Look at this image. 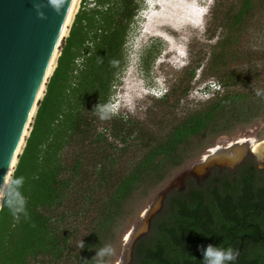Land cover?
I'll return each instance as SVG.
<instances>
[{
    "label": "trees",
    "instance_id": "trees-1",
    "mask_svg": "<svg viewBox=\"0 0 264 264\" xmlns=\"http://www.w3.org/2000/svg\"><path fill=\"white\" fill-rule=\"evenodd\" d=\"M136 1H80L11 173L25 177L28 216L17 221L0 207V264H83L104 243L117 249L138 202L217 137L264 115V97L255 95L264 91V78L249 81L231 67L255 63L240 40L264 0H239L209 60L221 93L164 136L140 138L142 153L124 172L105 167V120L93 110L109 103ZM119 122L109 136L124 143L132 134ZM208 244L237 249L235 264H264V163L253 156L234 170L213 168L201 184L189 178L183 189L168 190L134 241L129 264H201Z\"/></svg>",
    "mask_w": 264,
    "mask_h": 264
},
{
    "label": "rangeland",
    "instance_id": "rangeland-1",
    "mask_svg": "<svg viewBox=\"0 0 264 264\" xmlns=\"http://www.w3.org/2000/svg\"><path fill=\"white\" fill-rule=\"evenodd\" d=\"M80 1H77L74 14ZM136 2L137 11L129 26L124 46L123 67L116 76L107 104L116 115L105 120V167H112L117 174L124 172L142 153L140 138L164 136L185 115L201 108L209 100L205 93L211 92L213 84H220L219 76L209 69L212 47L223 34L225 20L237 9L239 0ZM198 7L204 11L200 25L190 22L194 21L192 14L197 13ZM170 14L180 17L174 16L171 20L167 16ZM166 16L172 32L156 30V23L163 22L156 20ZM240 50L248 57H253L255 63L233 64L231 67L235 73L244 75L249 81L254 76L264 78V61L260 59L264 58V10L259 11L251 21L248 31L240 40ZM211 93L219 94L221 88ZM117 119L121 120V128L132 134L124 143L109 136ZM262 140L264 115L247 125L236 127L229 134L217 137L197 158L174 170L170 178L158 185L146 200L138 202L136 214L121 230L119 246L111 264H115L121 257L124 235L131 233V239L134 240L138 233L142 234L136 239L146 233L144 231L147 228L142 230L139 227L141 214L145 210L150 214L148 225L151 217L161 211L168 190L183 189L189 178L201 184L213 168L235 169L237 165L229 168L212 162L202 175H198L194 169L202 164L203 157L209 155L212 149L227 148L238 141L258 143ZM244 155L253 156L258 165L264 163V159H256L247 148L244 149ZM109 160L113 162L110 164ZM98 194L100 198L104 197L105 189ZM130 250L131 247L129 257L126 255L124 258L125 264L130 263Z\"/></svg>",
    "mask_w": 264,
    "mask_h": 264
},
{
    "label": "water",
    "instance_id": "water-1",
    "mask_svg": "<svg viewBox=\"0 0 264 264\" xmlns=\"http://www.w3.org/2000/svg\"><path fill=\"white\" fill-rule=\"evenodd\" d=\"M72 2L65 0L57 13L50 0H0V183L5 174L11 175L22 150L15 153L17 144L27 125L31 128L38 101L53 71L48 74L49 61L56 52L59 55ZM35 5H39L44 19L38 17ZM41 87L43 92L38 98ZM244 157L227 167L239 165ZM148 227L149 224L144 232ZM119 259L120 256L115 264Z\"/></svg>",
    "mask_w": 264,
    "mask_h": 264
},
{
    "label": "clouds",
    "instance_id": "clouds-1",
    "mask_svg": "<svg viewBox=\"0 0 264 264\" xmlns=\"http://www.w3.org/2000/svg\"><path fill=\"white\" fill-rule=\"evenodd\" d=\"M57 13L60 12L61 8L65 4V0H50L49 3ZM37 9L38 17L44 19L45 16L43 12L39 11V5H35ZM204 15V11L197 8V13L192 14L194 21H190L193 24H199ZM197 21V22H196ZM102 61V58H100ZM211 91H213L211 86ZM255 95L257 97H264V91L255 90ZM94 112H96L101 120H109L116 113H114L107 105L101 106L99 103L94 107ZM25 183V177L16 176L14 174H5L3 182L0 183V207H6L10 211L17 221L21 217L28 216V198L23 193V186ZM77 247L83 249L85 247L83 239L77 242ZM91 250V249H90ZM201 251V264H235V261L239 255L237 249L231 246L225 247L222 244H208L200 249ZM116 255V248L114 245L109 243H104L101 247L96 249V255L93 257L92 261L89 262L87 259L83 260V264H109V258Z\"/></svg>",
    "mask_w": 264,
    "mask_h": 264
},
{
    "label": "bare ground",
    "instance_id": "bare-ground-1",
    "mask_svg": "<svg viewBox=\"0 0 264 264\" xmlns=\"http://www.w3.org/2000/svg\"><path fill=\"white\" fill-rule=\"evenodd\" d=\"M77 1L78 0H73V2H72L71 9H70L68 19L66 22V26L64 29V33L62 36V40L67 35L68 28L71 24L72 17H73L74 12H75ZM181 3H183V2H181ZM167 16H169L171 20L173 19L174 16L180 17V16H176L175 14L174 15L170 14ZM167 16L164 17L163 19L158 18L156 20V22H160L163 20L162 23H158V24L156 23V25H155L156 30H161V31L169 30L170 32H172V29L170 28V26H168L169 21H168ZM166 21L168 23H167V25L166 24L164 25L163 23ZM183 21H184V19H183ZM57 53L58 52H56L55 55L49 61L48 74H50V72L53 70V68L55 66V59L58 56ZM42 90L43 89L41 87L39 94H38L39 97L37 96L38 98L41 97V91ZM27 124H28V122H27ZM28 129H29V126L27 125L25 132L23 133L21 139L19 140V142L17 144L16 150H15L16 154H18L20 152V149L23 147V139L26 137V135L28 133ZM245 148L249 149L255 155L256 159H258V160L264 159V140H262L261 142H258V143H254V142L246 143L243 141H238V142L234 143L233 145H228L227 148H223V149L214 148V149H212L210 151L209 155L203 157L202 164L199 167H196L194 170L198 175H202L205 172L206 168L212 162H215L216 164L224 165V166H231L233 164H236L241 159V157H243ZM13 162H14V160H13ZM146 212H147L146 210L143 211V213L141 214V220L139 222V227H141L142 230H145L147 228V221H148V217L150 215L149 213H146ZM130 234L131 233H127V235H125V237L123 238V247H122L121 257H120V260L116 264H125V261H124L125 256L127 255L126 257H129V249L133 243V239H131L132 235H130Z\"/></svg>",
    "mask_w": 264,
    "mask_h": 264
},
{
    "label": "built area",
    "instance_id": "built-area-1",
    "mask_svg": "<svg viewBox=\"0 0 264 264\" xmlns=\"http://www.w3.org/2000/svg\"><path fill=\"white\" fill-rule=\"evenodd\" d=\"M212 89H213V91H211V92L218 91L219 85L213 84ZM211 92L205 93L207 99H210L213 96L214 93H211Z\"/></svg>",
    "mask_w": 264,
    "mask_h": 264
}]
</instances>
